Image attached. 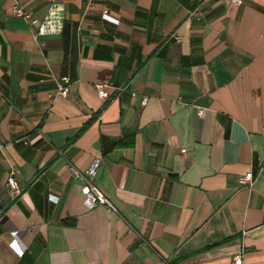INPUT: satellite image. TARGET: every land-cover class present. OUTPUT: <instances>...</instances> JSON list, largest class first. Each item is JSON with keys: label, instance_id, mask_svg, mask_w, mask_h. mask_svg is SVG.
<instances>
[{"label": "crops", "instance_id": "obj_1", "mask_svg": "<svg viewBox=\"0 0 264 264\" xmlns=\"http://www.w3.org/2000/svg\"><path fill=\"white\" fill-rule=\"evenodd\" d=\"M235 256L264 264V0H0V264Z\"/></svg>", "mask_w": 264, "mask_h": 264}, {"label": "built area", "instance_id": "obj_2", "mask_svg": "<svg viewBox=\"0 0 264 264\" xmlns=\"http://www.w3.org/2000/svg\"><path fill=\"white\" fill-rule=\"evenodd\" d=\"M230 4L233 6H237L240 3V0H229ZM10 14L13 17L19 18L22 21L28 23L29 25H32L36 29L37 35H52L57 34L60 29V23L59 21H52L51 19H44L43 21L39 22L32 18L28 13L24 12L15 2H13L10 6ZM67 84L68 79L66 77H61L59 79V82L56 86V95L59 96H65L67 93ZM93 88L95 90V93L99 99H105L108 95L107 89L110 88V86L106 82H99L93 85ZM197 115H201V111L199 110L197 112ZM98 166V162L96 160H93L87 170L85 171V174L89 177L93 176L96 168ZM14 172L9 171L5 183L6 187L11 192V197H15L18 195L19 190L16 187L14 178H13ZM238 183L241 185H250L251 184V178L249 175L242 176L238 179ZM80 192L82 194V204L85 209L89 210L97 205H107V202L103 199L101 194L93 188L87 181L84 182V185L80 188ZM13 234V233H12ZM10 246L16 247L14 241L11 242ZM230 264H241V259L239 256H235Z\"/></svg>", "mask_w": 264, "mask_h": 264}]
</instances>
